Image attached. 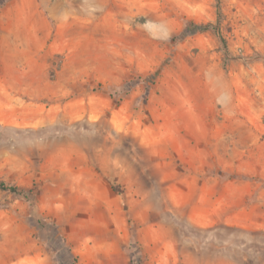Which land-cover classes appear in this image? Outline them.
<instances>
[{
	"label": "rangeland",
	"instance_id": "374dc122",
	"mask_svg": "<svg viewBox=\"0 0 264 264\" xmlns=\"http://www.w3.org/2000/svg\"><path fill=\"white\" fill-rule=\"evenodd\" d=\"M0 183V264H264V0H0Z\"/></svg>",
	"mask_w": 264,
	"mask_h": 264
},
{
	"label": "trees",
	"instance_id": "16d2710c",
	"mask_svg": "<svg viewBox=\"0 0 264 264\" xmlns=\"http://www.w3.org/2000/svg\"><path fill=\"white\" fill-rule=\"evenodd\" d=\"M214 29V26L210 23L208 24H191L189 27L185 28L184 31H182L180 37L185 38L194 34H201L206 33L208 31H211ZM159 76V71L154 73L151 78L153 79V83L155 79ZM102 89V88H101ZM0 191L8 192L13 196L22 198L26 201H30V191H27L25 189H20L14 186L6 185L4 183H0ZM54 227V226H53ZM55 233L59 240L61 241V244L63 246L64 251L66 252L64 260L62 259V264H76V259L71 254V251L69 250V247L67 246L65 239L57 232L55 229Z\"/></svg>",
	"mask_w": 264,
	"mask_h": 264
}]
</instances>
